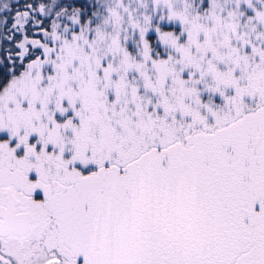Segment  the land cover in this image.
I'll return each instance as SVG.
<instances>
[{
  "label": "snow or ice",
  "instance_id": "obj_1",
  "mask_svg": "<svg viewBox=\"0 0 264 264\" xmlns=\"http://www.w3.org/2000/svg\"><path fill=\"white\" fill-rule=\"evenodd\" d=\"M0 264H264V0H0Z\"/></svg>",
  "mask_w": 264,
  "mask_h": 264
}]
</instances>
